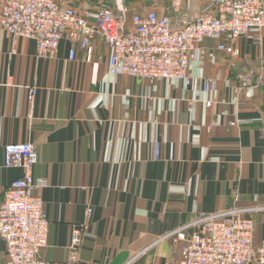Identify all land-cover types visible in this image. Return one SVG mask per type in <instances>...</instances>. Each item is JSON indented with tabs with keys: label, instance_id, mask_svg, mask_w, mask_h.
<instances>
[{
	"label": "crops",
	"instance_id": "0c3cea01",
	"mask_svg": "<svg viewBox=\"0 0 264 264\" xmlns=\"http://www.w3.org/2000/svg\"><path fill=\"white\" fill-rule=\"evenodd\" d=\"M144 1L128 3L129 15L153 10L194 17L202 5V0ZM71 46L77 51L73 60L67 58ZM111 53L100 37L84 50L67 34L54 57H39L33 40L0 25V199L23 171L6 164L5 145L33 144L34 177L47 182L35 189L49 221L40 258L176 264L178 230L191 233L200 212L220 218L231 210L253 219L259 244L264 28L235 38L205 36L189 54V84L112 74ZM6 248L0 225V264L8 263Z\"/></svg>",
	"mask_w": 264,
	"mask_h": 264
},
{
	"label": "built area",
	"instance_id": "2783aa9c",
	"mask_svg": "<svg viewBox=\"0 0 264 264\" xmlns=\"http://www.w3.org/2000/svg\"><path fill=\"white\" fill-rule=\"evenodd\" d=\"M0 25L13 36L33 40L39 57H54L67 34L84 50L100 37L112 50V74L150 82L180 79L189 84L187 62L196 45L205 36L229 33L235 38L250 29L264 28V0H202L194 17L186 12L169 15L153 10L129 15L122 0H117L116 13L100 12L96 17L58 0H0ZM76 56V48L71 46L67 58ZM88 59L93 60L91 53ZM4 152L7 165L23 169L0 199L7 264H72L68 260L48 263L38 254L47 246L49 221L44 216L43 198L35 192L47 182L34 177L38 162L34 145L7 143ZM91 210L88 207L87 214ZM222 215L218 218L200 212V222L191 233L176 232L174 241L182 242L176 264H264V239L254 243L253 219L234 210ZM80 232L81 227L73 230V242Z\"/></svg>",
	"mask_w": 264,
	"mask_h": 264
},
{
	"label": "rangeland",
	"instance_id": "374dc122",
	"mask_svg": "<svg viewBox=\"0 0 264 264\" xmlns=\"http://www.w3.org/2000/svg\"><path fill=\"white\" fill-rule=\"evenodd\" d=\"M122 1L127 14H129L128 9L126 8V5L128 3L138 5L145 2L144 0H122ZM63 2L68 3L70 7H73L80 12H86L91 14L92 16H97L100 14V12L116 13L117 0H64ZM168 9L171 10L175 8L170 6Z\"/></svg>",
	"mask_w": 264,
	"mask_h": 264
}]
</instances>
